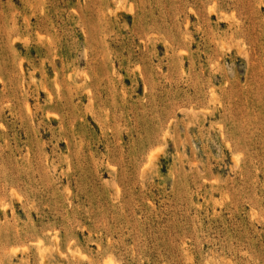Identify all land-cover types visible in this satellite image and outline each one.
<instances>
[{
	"label": "rangeland",
	"instance_id": "374dc122",
	"mask_svg": "<svg viewBox=\"0 0 264 264\" xmlns=\"http://www.w3.org/2000/svg\"><path fill=\"white\" fill-rule=\"evenodd\" d=\"M110 262L264 264V0H0V264Z\"/></svg>",
	"mask_w": 264,
	"mask_h": 264
},
{
	"label": "bare ground",
	"instance_id": "6f19581e",
	"mask_svg": "<svg viewBox=\"0 0 264 264\" xmlns=\"http://www.w3.org/2000/svg\"><path fill=\"white\" fill-rule=\"evenodd\" d=\"M108 261H109V260H108ZM108 263H109V262H108ZM114 263H115V262H114ZM114 263H113V264H114ZM110 264H112V263L110 262Z\"/></svg>",
	"mask_w": 264,
	"mask_h": 264
}]
</instances>
